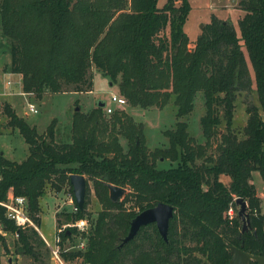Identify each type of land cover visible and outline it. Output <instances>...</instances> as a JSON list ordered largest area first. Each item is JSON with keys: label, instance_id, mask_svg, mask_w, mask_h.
Here are the masks:
<instances>
[{"label": "trees", "instance_id": "1", "mask_svg": "<svg viewBox=\"0 0 264 264\" xmlns=\"http://www.w3.org/2000/svg\"><path fill=\"white\" fill-rule=\"evenodd\" d=\"M238 5L240 34L213 15L191 48L185 30L191 0L162 5L160 0H0L2 32L11 41L8 69L22 75L25 93L43 98L65 92V85L84 91L83 84L91 85L90 71L97 70L117 85L130 108L162 109L170 103L176 108L177 120L163 131L167 141L151 148L144 123L125 108L107 114L99 106L105 101L88 112L76 111L71 139L64 142L56 140V119L40 134L5 104L7 125L24 137L29 154L12 162L0 153L1 198L10 190L26 196L41 223L36 215L47 190L69 186L74 197L70 175L82 174L87 179L84 208L57 211V224H63L60 216L65 223L92 217V194L101 205L95 217L88 216L87 232L70 226L60 233L61 243L74 233L86 243L84 250H62L65 259L230 264L232 246L264 256V199L253 178L259 172L264 181V0H239ZM243 91L254 92L258 104L247 106V123L237 129L236 101ZM198 93L206 108L204 142L191 135L187 121ZM109 184L124 187L127 194L113 201ZM238 198L247 202L251 221L244 232ZM159 202L174 207L168 240L151 223L122 245L132 219ZM0 217L17 230L3 210ZM43 242L31 229L13 238L15 253L35 260L42 257Z\"/></svg>", "mask_w": 264, "mask_h": 264}, {"label": "rangeland", "instance_id": "2", "mask_svg": "<svg viewBox=\"0 0 264 264\" xmlns=\"http://www.w3.org/2000/svg\"><path fill=\"white\" fill-rule=\"evenodd\" d=\"M165 1L160 0V4L162 5ZM238 2L239 0H191L192 8L185 25V30L190 40L193 42L198 38L202 28L211 21L213 15L229 22L236 27L238 34H240L238 21L243 11L239 8ZM10 45V39L3 35L0 21V153L8 160L12 162L23 161L29 154V145L17 129L7 125V118L4 114L6 103H9L15 112L25 118L28 123L36 126L40 134H46L48 126L53 119H56V140L58 142L70 141L73 117L76 111L88 112L101 100L112 107H117L116 103L111 102V96L119 94L117 85L112 84L108 77L97 70L90 71L89 80H91V85L83 84L81 88L84 91H75L73 90L76 89L75 86L65 85L63 88L65 92L47 93L43 98H37L34 94H21L22 88L19 77L8 69L11 62ZM193 46L194 42L190 44L191 48ZM30 102L36 105L37 113L29 110L28 103ZM251 103L258 104L254 92L243 91L238 95L234 123L237 129H242L246 125L249 116L247 106ZM124 108L134 117L135 121L144 123L148 130L145 141L151 148L167 141L163 131L171 127L177 120L176 108L172 103L162 109L130 108L128 104L124 105ZM205 112L203 95L198 93L195 109L187 116V121L190 124V133L197 142L205 141L201 125V117ZM163 165L167 167L169 162L166 161ZM254 182L256 183L257 191L259 190L260 192L261 182L264 184V181L259 172H254ZM90 184L92 185V182ZM259 192L258 194L260 195ZM126 194L127 191L121 198ZM71 197L73 195L69 190V186H65L61 191L49 188L47 194L41 200V211L39 212L41 216V231L51 245L56 243L57 230L60 228L64 229L66 224L73 223V221L65 223L66 220L63 216H60L63 221L61 226L56 222L57 211H60L59 215H61L62 211H71L73 209V206L67 202ZM88 205V211H91L92 217H95L101 205L94 194H92ZM127 207L132 206L127 204ZM88 216L86 217L89 219L91 216ZM5 240L7 241L8 250L3 245L4 240L0 238L2 264H9V259H12L14 264H57L52 258L51 249L45 242L40 247L41 259L35 260L27 255L15 253L12 236H7ZM81 241L84 240L80 233H74L69 239L61 243V249L68 252L82 250V248L77 246ZM71 244L75 246L73 249L68 250ZM61 257L64 259L65 264H85L82 259H65L63 255Z\"/></svg>", "mask_w": 264, "mask_h": 264}, {"label": "built area", "instance_id": "3", "mask_svg": "<svg viewBox=\"0 0 264 264\" xmlns=\"http://www.w3.org/2000/svg\"><path fill=\"white\" fill-rule=\"evenodd\" d=\"M21 94H26V93L21 92ZM111 102L116 103L117 107H112L106 102L104 106L107 114L113 113L114 111L117 110V108H124V105L127 104L126 99L120 94H113L111 96ZM28 105H29V110L31 112L34 113L38 112V109L33 102L28 103ZM2 182H3V175L0 170V210H3L5 214V218L7 220L12 221L15 224L17 230L15 232H12L8 228V224L4 223L2 218L0 217V236L6 238L7 236L10 235L13 238L19 239L22 231H26L30 229L34 230L39 234V236L43 239L46 245L51 249L52 258L55 260V262L57 264H65L64 259L61 257L62 249H61L60 233L64 231V229H66L67 226L77 227L81 233L87 232L89 229V219L87 217L78 219L71 224H66L64 226V229L60 228L59 230H57L56 243L54 245H51L41 231V226H40L41 223L38 222L31 214L30 203L28 198L24 195L15 194L13 190L9 191L5 199L1 198ZM67 202H69L73 206L72 207L73 209L71 210L72 212L78 211L79 207L75 203L74 197H71L70 200ZM228 214L231 217L234 216L235 211L233 207L229 208ZM36 216L39 218L41 217L40 214H37ZM74 246L75 245L71 244L68 250L73 249ZM77 246H79L83 250L86 247V243L85 241H81L80 244ZM8 263L14 264V262H12V259H9Z\"/></svg>", "mask_w": 264, "mask_h": 264}, {"label": "water", "instance_id": "4", "mask_svg": "<svg viewBox=\"0 0 264 264\" xmlns=\"http://www.w3.org/2000/svg\"><path fill=\"white\" fill-rule=\"evenodd\" d=\"M104 103H99V106L104 107ZM70 182L73 187V194L78 206L83 209L87 193V179L82 174H71ZM110 198L113 201L119 200L126 192V189L121 186L109 184ZM237 203L240 206L239 216L243 220L242 231H247L251 227L250 216L247 212L248 205L243 198H238ZM174 215V207L165 202H159L155 206L148 207L140 211L131 221L130 229L126 237H124L122 245L134 239L143 226L155 223L160 235L164 240H168L170 220ZM231 251L233 256L230 264H250L251 260L257 261L259 264H264V256L253 255L244 251L241 248L232 246Z\"/></svg>", "mask_w": 264, "mask_h": 264}, {"label": "crops", "instance_id": "5", "mask_svg": "<svg viewBox=\"0 0 264 264\" xmlns=\"http://www.w3.org/2000/svg\"><path fill=\"white\" fill-rule=\"evenodd\" d=\"M194 42V41H193ZM193 42H191V43H193ZM15 75H17L18 77H19V81L21 82V88H22V75L21 74H19V73H14ZM22 92H24L23 91V88H22ZM27 94V93H26ZM27 95H32V94H27ZM102 101V100H101ZM100 102V101H99ZM106 103V102H105ZM259 176V175H258ZM253 178H254V174H253ZM256 184V183H255ZM257 187V186H256ZM261 189H260V192H259V190H258V192L260 193V195H261V197L264 199V184L261 182ZM263 206H264V204H263Z\"/></svg>", "mask_w": 264, "mask_h": 264}]
</instances>
